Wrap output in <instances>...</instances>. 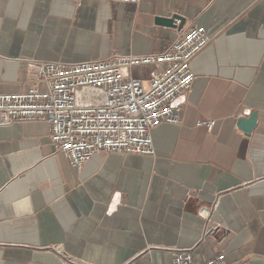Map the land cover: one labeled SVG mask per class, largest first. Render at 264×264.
Listing matches in <instances>:
<instances>
[{"label":"crops","instance_id":"0c3cea01","mask_svg":"<svg viewBox=\"0 0 264 264\" xmlns=\"http://www.w3.org/2000/svg\"><path fill=\"white\" fill-rule=\"evenodd\" d=\"M174 15L182 30L156 23ZM195 26L212 41L181 123L152 132L155 156L101 154L76 170L46 122L0 124V264H172L195 246L264 264V0H0V95L28 92L33 64L160 55ZM252 115L247 134L238 122Z\"/></svg>","mask_w":264,"mask_h":264},{"label":"built area","instance_id":"2783aa9c","mask_svg":"<svg viewBox=\"0 0 264 264\" xmlns=\"http://www.w3.org/2000/svg\"><path fill=\"white\" fill-rule=\"evenodd\" d=\"M110 1L139 5L142 0ZM211 41L204 27L195 26L160 55L33 64L28 92L0 95V124L46 122L54 153L76 170L101 154L155 156L152 132L181 123L179 100L198 80L192 62ZM143 66H157L147 81L131 74ZM215 124L200 120L196 126L211 131ZM61 264L76 263L64 256ZM172 264L237 263L224 252L206 257L195 246L174 251Z\"/></svg>","mask_w":264,"mask_h":264},{"label":"water","instance_id":"95a60500","mask_svg":"<svg viewBox=\"0 0 264 264\" xmlns=\"http://www.w3.org/2000/svg\"><path fill=\"white\" fill-rule=\"evenodd\" d=\"M156 23L161 26L182 30L186 24V19L179 15H174L169 18L159 17L156 19ZM256 119V115L250 116L249 119L241 118L238 122V127L243 132L251 134L256 126Z\"/></svg>","mask_w":264,"mask_h":264}]
</instances>
